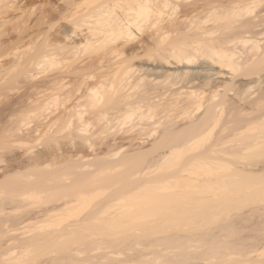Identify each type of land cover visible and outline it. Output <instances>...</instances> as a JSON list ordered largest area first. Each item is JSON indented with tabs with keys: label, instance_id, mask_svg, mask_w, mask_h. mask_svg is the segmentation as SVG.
Wrapping results in <instances>:
<instances>
[{
	"label": "bare ground",
	"instance_id": "1",
	"mask_svg": "<svg viewBox=\"0 0 264 264\" xmlns=\"http://www.w3.org/2000/svg\"><path fill=\"white\" fill-rule=\"evenodd\" d=\"M1 96L0 263L85 241L65 264H119L109 239L264 195V0H0ZM249 209L227 225L262 226L240 258L264 264V205ZM178 232L133 260L184 264L164 257ZM219 249L188 262L237 255Z\"/></svg>",
	"mask_w": 264,
	"mask_h": 264
},
{
	"label": "rangeland",
	"instance_id": "2",
	"mask_svg": "<svg viewBox=\"0 0 264 264\" xmlns=\"http://www.w3.org/2000/svg\"><path fill=\"white\" fill-rule=\"evenodd\" d=\"M4 96L2 97H0V102H1V100L3 101L4 99ZM258 193V192H257ZM262 193V192H261ZM263 194V193H262ZM261 194V195H262ZM256 195V196H255ZM255 195H253V197L255 196V200L254 201H250L251 200V196L248 198V200H247V202H238L237 204H239V205H237L236 203H235V206L237 205V207H235V208H232L231 209V211H224V212H222L220 215H218V216H216V217H214L213 219H210V220H206V221H202V222H200V223H198V224H193V223H189V224H186V225H179V226H177V228L176 227H172V228H170L169 227V229H161L160 228V230H158L157 228L156 229H150V230H147V229H145V230H147V232L146 233H148V234H151V236H150V238L149 239H140L139 240V242H136V241H132V240H113V239H109V241H108V243L107 244H105V246H106V251H109V253H107L108 255H111V258H109L110 259V261L112 260L114 263L115 262H119V264L121 263V261H123V260H125V259H129L130 261L127 263V264H145V263H141L140 261H136V259L135 260H133V258H137L139 255H141V254H143V253H147V252H152L154 249L153 248H151L152 246L150 245L151 243H150V241L151 242H153L155 239H152V238H167L169 235H171L172 233H174L175 232V234H176V232H180L181 234H183V236L185 235V237L187 236L186 234H189L190 232V235H188L186 238H189L190 236H192L193 237V233H194V231H195V233H197V234H195L194 233V235H197L198 236V233L199 234H204L203 235V238H202V236L201 235H199V237L200 238H196V237H193V238H189L190 239V241H189V243H190V246L191 245H193L192 247H196L197 246V248H195V249H197V250H192L191 248H190V246H189V244H187L186 242L184 243V240L186 241V240H188V239H184V237L182 238V239H184V240H182V239H179V238H177L176 239V237H172V238H174V239H176L177 240V243H179V245L178 244H176V245H174V243L176 242V240L174 241V239H172L171 241H169V240H167L168 242H170V243H167V244H170V245H172V247H173V249L174 250H176L175 252V256L174 255H164V257L165 258H167V260L168 261H171V257H172V261H173V258L175 257V261H178L179 259H180V261H178L179 263L181 262V259L183 260L184 259V257L186 258V257H189L188 258V260H186V259H184V261H185V263L184 264H187V263H189L188 261H192L191 263H193L194 261H195V259H194V257H199V255L200 256H207V257H209L210 255H207V253L209 254H214L215 253V255H217V253H216V251H217V249H219L220 247H222L223 248V246H225L226 244H228L230 247L231 246H234V248H238V247H241L240 249L238 248V250L236 249V251L234 250L233 251V249L231 248H229V249H227V247H228V245H226V249H227V251L228 250H231V252L233 251L234 253L236 252L237 253V255H238V253H239V250H241V251H244L248 246H245V245H243V244H245V242L243 241V240H245V241H248L247 239H246V237H248L249 235H247V234H250L251 232H249V230L250 231H252L251 230V228H253L254 229V226L253 225H250L251 223L253 224L254 222L252 221H249V219H247V217L245 218V217H243V218H245V220L244 219H242V220H239L238 222L241 224H239V226H236L235 224H233V226H231L232 224H230L229 222H228V225H227V219L226 218H229L228 217V214H233V213H237L240 209H243V210H240V212H244V213H246V212H248V210H250L249 208H251V207H255V206H261V205H264V195H263V197L262 196H260V197H258L259 195H260V193H258V194H255ZM253 200V199H252ZM256 202V203H255ZM246 211V212H245ZM245 216V215H244ZM238 222H237V224H238ZM242 222H244V225L242 224ZM251 222V223H250ZM230 224V225H229ZM243 225V226H242ZM248 225H250V226H252V227H250L249 228V226ZM231 226V227H230ZM234 226H236V228H238L237 229V231H238V233L237 232H233L232 230H236V228L234 227ZM243 228H242V227ZM244 226H246V227H244ZM248 226V227H247ZM258 227H261L262 228V226H258ZM257 226L255 227L257 230L259 229ZM242 228V229H241ZM246 228V229H245ZM178 229V230H177ZM184 231H183V230ZM240 229L241 230H243L242 231V233L244 234L243 236H245L244 238H243V236L242 237H237L236 238V236H235V234L236 235H238V236H241L242 235V233H241V231H240ZM256 229H254L255 231H256ZM115 230H117V229H115ZM173 230H175V231H173ZM185 230H188V231H190V232H186ZM230 230H231V232H230ZM244 230H246V231H248L247 233L244 231ZM119 231V229L116 231V232H118ZM170 231H171V233H170ZM260 232L262 231V230H259ZM258 231V232H259ZM108 232H110V230H108ZM111 232H112V230H111ZM120 233H119V235L120 236H127V235H130V234H132V232H133V230L131 229H129V230H126L125 229V231H119ZM178 232V233H179ZM193 232V233H192ZM218 232H222V233H220L221 235H223V233H224V236L222 237ZM233 232V234H231ZM240 232V233H239ZM257 232V233H258ZM259 232V233H260ZM263 232V231H262ZM113 233H115L114 231H113ZM231 234L230 236H229V234L228 235H226V234ZM257 233H255V235H254V232L251 234L252 235V237L254 238H252L253 240L252 241H254L255 239H257V238H260L261 236L259 235V233H258V235H259V237H258V235H257ZM118 234V233H117ZM180 234V235H181ZM206 234V235H205ZM217 234V235H216ZM263 234V233H262ZM226 235V236H225ZM233 235V236H232ZM251 235H250V238H251ZM256 235H257V238H256ZM219 236H221L220 238H222L223 239V241H222V239H221V241H222V246L220 245L221 243H219L220 242V238H219ZM227 236H228V239H227ZM224 237H226V238H224ZM201 238L204 240V241H201L202 242V244H201V242H199V239L201 240ZM194 239H198V242L197 241H195ZM237 239V240H236ZM178 240H180V242L178 241ZM182 240V241H181ZM193 240V241H192ZM226 240V241H225ZM138 241V240H137ZM166 241V242H167ZM194 241L196 242V244L197 243H199V245L197 244V245H195V244H191V242H193L194 243ZM227 241H228V243H227ZM240 243H239V242ZM165 242V243H166ZM182 242V243H181ZM218 243V245H216L215 243ZM234 242H236V243H234ZM237 242L239 243V244H237ZM244 242V243H243ZM185 244V245H182V244ZM226 243V244H225ZM247 243V242H246ZM249 243H251V239H250V241H249ZM66 244V243H65ZM70 245H68V243L66 244V245H64V243H62L61 244V248L58 250L57 248H59V244L58 245H56V246H58L57 248H56V250H55V248L53 247V246H55V245H53V246H48V247H45L44 246V248L45 249H43V247H40V249H35V248H38V247H35V248H32L33 250H31V249H29L30 251H28V254L27 255H24V256H22V257H20V258H18V259H16V260H10L12 263H5L4 262V260H3V262L1 261V263H3V264H48L49 262H51L52 260H55L56 261V263H60V264H65V263H67L69 260H74V259H76V256L75 255H73V254H75V253H80L81 254V256H86V255H88V254H91V253H93L92 252V250H94V249H96L98 246L96 245V244H91L90 242H85V241H79V242H77L76 241V243H73V244H71V243H69ZM215 244V246H212V245H214ZM235 244L236 245H238L237 247H235ZM242 244V245H241ZM169 245V246H170ZM195 245V246H194ZM246 245H248V243L246 244ZM251 245V244H250ZM63 246H65V248L63 249ZM67 246V247H66ZM105 246H103L102 245V247H104L105 248ZM108 246V247H107ZM151 246V247H150ZM179 246V247H178ZM183 246V247H182ZM217 246V247H216ZM243 246H245L244 248H242ZM188 247V248H187ZM215 247V248H214ZM48 248V249H47ZM54 250H53V249ZM176 248H178V249H176ZM183 248V249H182ZM185 248H186V250H185ZM217 248V249H216ZM222 248H220L221 250H222ZM225 248V247H224ZM223 248V250H226V249H224ZM41 249H43V251H41ZM50 249V250H49ZM150 249H152V250H150ZM188 249H190V250H188ZM213 249H215L214 251H213ZM220 249L218 250V253H219V255L221 256V251H220ZM242 249H244V250H242ZM248 249V248H247ZM246 249V250H247ZM47 250V251H46ZM102 250H104V249H102ZM185 250V251H184ZM188 250V251H187ZM222 250V251H223ZM245 250V251H246ZM155 251V250H154ZM245 251H244V254H242V256H237V255H235V257H234V259H232L231 257H228V260H227V258H224V259H222L223 261H220L219 263H217L216 261H219V260H216V261H214V262H216L217 264H244L243 262H244V257H245ZM104 252V251H103ZM102 252V253H103ZM212 252V253H211ZM230 252V251H229ZM97 253V252H96ZM104 254V253H103ZM173 254V253H172ZM240 254H241V252H240ZM176 257H180L179 259H177ZM183 257V258H182ZM240 257H243V259L242 258H240ZM192 259L193 258V260H189V259ZM229 258H231V259H229ZM262 258V257H261ZM261 258H259V260H261ZM226 259V260H225ZM242 259V260H241ZM10 261H8V262H10ZM184 261H182V262H184ZM187 261V262H186ZM246 261V260H245ZM196 262V261H195ZM198 262V261H197ZM201 262L203 263V264H207V263H210L211 261H209V262H205V261H203V260H201L200 262H198L199 264H201ZM205 262V263H204ZM214 262H211L212 264L214 263ZM0 263V264H1ZM215 263V264H216ZM258 263V262H257ZM180 264H183V263H180ZM190 264V263H189ZM195 264V263H194ZM247 264V263H246Z\"/></svg>",
	"mask_w": 264,
	"mask_h": 264
}]
</instances>
